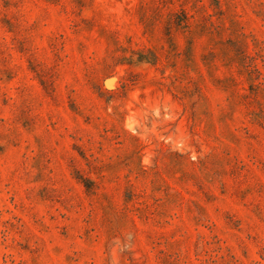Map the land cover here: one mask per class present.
I'll return each instance as SVG.
<instances>
[{
	"label": "rangeland",
	"instance_id": "1",
	"mask_svg": "<svg viewBox=\"0 0 264 264\" xmlns=\"http://www.w3.org/2000/svg\"><path fill=\"white\" fill-rule=\"evenodd\" d=\"M0 264H264V0H0Z\"/></svg>",
	"mask_w": 264,
	"mask_h": 264
}]
</instances>
